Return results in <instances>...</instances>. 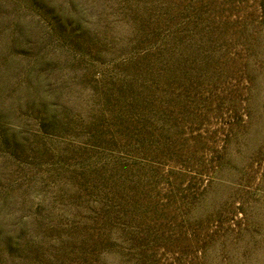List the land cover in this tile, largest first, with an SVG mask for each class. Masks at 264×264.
I'll list each match as a JSON object with an SVG mask.
<instances>
[{
	"label": "rangeland",
	"instance_id": "obj_1",
	"mask_svg": "<svg viewBox=\"0 0 264 264\" xmlns=\"http://www.w3.org/2000/svg\"><path fill=\"white\" fill-rule=\"evenodd\" d=\"M0 264H264V0H0Z\"/></svg>",
	"mask_w": 264,
	"mask_h": 264
}]
</instances>
